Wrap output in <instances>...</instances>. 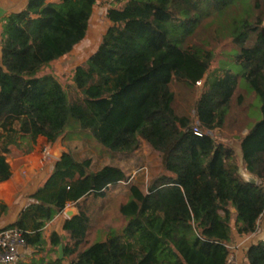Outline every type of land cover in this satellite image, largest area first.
Listing matches in <instances>:
<instances>
[{
  "label": "trees",
  "instance_id": "1",
  "mask_svg": "<svg viewBox=\"0 0 264 264\" xmlns=\"http://www.w3.org/2000/svg\"><path fill=\"white\" fill-rule=\"evenodd\" d=\"M96 1L27 0L2 20L0 182L11 177V146L28 154L37 138L53 144L68 131L85 133L112 155H131L144 143L158 153L162 174L146 191L130 185L118 207L122 228L99 230L102 240L87 242L91 217L82 202L104 198L127 177L120 167L93 170L91 159L63 153L35 203L8 228L21 231L26 246L43 249V227L73 205L78 213L64 221L66 237L49 239L68 264H226L231 243L256 234L264 220V0H112L109 25L86 60L106 79L107 93L86 87L91 75L76 67L72 88L84 93L70 106L62 84L44 71L84 39ZM232 8L235 16L220 33L238 49L239 73L224 66L221 74L208 73L212 50L187 40L203 18ZM240 80L261 103L260 118L238 138L244 169L258 184L243 181L235 149L212 135L224 127ZM197 82L193 118L178 113L171 85L193 90ZM244 258L264 264V238L250 243Z\"/></svg>",
  "mask_w": 264,
  "mask_h": 264
},
{
  "label": "rangeland",
  "instance_id": "2",
  "mask_svg": "<svg viewBox=\"0 0 264 264\" xmlns=\"http://www.w3.org/2000/svg\"><path fill=\"white\" fill-rule=\"evenodd\" d=\"M235 11L236 9L232 8V11H229L224 16L218 17L211 14L203 18L194 34L187 40L189 45H200L212 50L213 59L208 73L221 74L222 66L226 67V69L228 68L233 73H239V65L234 60L238 49L229 38L225 37L224 33H220L221 26L231 21L235 16ZM107 27L108 22L102 16V12L96 9L87 41L75 52L53 63L44 71L45 74L55 76L62 84L70 106L78 104L81 98L80 92L72 88V71L76 67L86 66L87 58L96 50L95 48ZM90 77L85 86L98 85L101 88V93L105 95L108 87L106 79L104 77H97L94 74ZM239 83L241 89L237 88L235 91L224 127L212 133L214 137L231 145L236 152L239 150L238 138L247 133L246 126L250 123L251 126L260 118L259 107L261 105L259 99L253 95L246 83L242 80ZM200 87L201 84H196L193 90H188L173 83L171 90L175 94L174 109L180 114H189L193 118L191 106L193 100L196 99L200 92ZM238 95H241L243 98L240 105L236 104L235 101ZM33 150H37L36 153H33L36 154L35 157L31 158L32 163L35 165L38 160H45L47 163H51L54 157H58L60 152L65 151L72 154L78 160L91 159L93 170H97L105 165H112L120 167L125 172L127 181L110 188L104 198L93 199V201L90 199L82 202L83 209L91 217V227L87 235V242H91L94 239L95 241H101L102 238H98L97 236L99 230L104 231L108 228L119 230L122 228L125 221L119 216L118 207L127 200L128 187L130 185H137L140 189L146 191V187L150 181L162 174L158 153L152 151L144 143H142L138 151L131 155H112L96 144L85 133L68 131L51 145L43 142V140H39L38 147L36 149L33 148ZM45 152L49 153L48 157L45 156ZM242 171L245 172V170ZM97 212H102V218H97ZM262 225L263 222L261 220L259 232L256 234L260 239L263 238ZM235 245L231 243L229 247H234Z\"/></svg>",
  "mask_w": 264,
  "mask_h": 264
},
{
  "label": "crops",
  "instance_id": "3",
  "mask_svg": "<svg viewBox=\"0 0 264 264\" xmlns=\"http://www.w3.org/2000/svg\"><path fill=\"white\" fill-rule=\"evenodd\" d=\"M47 2L59 3V0H47ZM111 3L112 0L96 1V4L94 5L92 10V16L89 20L86 36L79 44H77L74 47L72 52H75L84 42L87 41L90 25L94 17V14L96 12V9H99V11L102 12V16L105 18L106 22H108L105 15L107 9L111 7ZM26 4H27V0H0V32H1L2 20L12 13L23 10ZM99 43L100 41L98 42L97 46L99 45ZM81 68L90 75L94 74L87 67V65ZM88 81H86V83ZM79 92H80V96L83 95L84 93L81 91ZM39 140H43V142L47 143L44 138L39 137L36 140L34 149L38 147ZM47 144L51 145L50 143ZM0 147H1V142H0ZM33 151L28 154H24L16 147L11 146L10 152L5 155L6 163L10 167L11 177L4 182H0V231L9 229L8 227L18 219L20 213L28 206L35 203V201L32 199V196L49 178V176L53 171L55 162L60 158V156L63 153H66L65 151L60 152L59 156L54 157L51 163H47V161L45 160H38L37 164L35 165L32 163L31 160L35 157L36 154L33 153H36L37 150H33ZM29 154L32 156H30ZM90 199H92L93 201L94 198L89 197L85 201H88ZM3 206L5 207V211H3L2 209ZM66 209H75L76 214L78 213V209L75 208L73 205L67 206L63 210V212L57 213L55 217L50 222H48L41 230L42 233L41 236L44 241L43 249L39 250V249H35L33 246H25L24 248L20 249L19 258L16 260L14 264L29 263L32 261L50 262V261H55L57 259L61 261V264H68V260L63 256L62 246L59 245L56 248H52L49 245V239L52 233H56L57 235L63 238L66 237V234L62 231V226L64 221L69 219L64 215V211ZM96 216L98 219L102 218V212L101 213L97 212ZM262 222H263L262 237L264 238V220ZM256 234L250 237L238 239V242L234 243L236 244L234 246L235 249L230 250V257L232 259L233 264H245L244 255L246 252V248L249 246L250 243L260 239L258 238V236H256Z\"/></svg>",
  "mask_w": 264,
  "mask_h": 264
},
{
  "label": "built area",
  "instance_id": "4",
  "mask_svg": "<svg viewBox=\"0 0 264 264\" xmlns=\"http://www.w3.org/2000/svg\"><path fill=\"white\" fill-rule=\"evenodd\" d=\"M196 84L199 85L200 82H197ZM194 134L200 135L196 129H194ZM45 156L48 157L49 153L45 152ZM25 246L21 231L13 228L0 231V263L14 264L19 258L20 249ZM229 248L230 250L235 249V247ZM226 264H233L230 255Z\"/></svg>",
  "mask_w": 264,
  "mask_h": 264
},
{
  "label": "water",
  "instance_id": "5",
  "mask_svg": "<svg viewBox=\"0 0 264 264\" xmlns=\"http://www.w3.org/2000/svg\"><path fill=\"white\" fill-rule=\"evenodd\" d=\"M237 156H238V159H239V169H238V174L240 175V177L243 179V181L247 182V183H250V184H257L258 182V179L253 176L252 174L248 173L245 169H244V166H243V162H242V155H241V152L238 150L237 152ZM242 170H245L242 171ZM234 211V210H233ZM64 215L67 217V218H72L73 216L76 215V210L75 209H66L64 211Z\"/></svg>",
  "mask_w": 264,
  "mask_h": 264
}]
</instances>
